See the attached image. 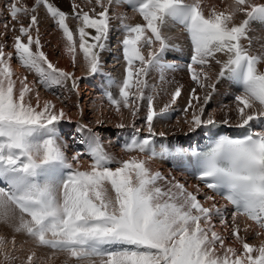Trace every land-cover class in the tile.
I'll list each match as a JSON object with an SVG mask.
<instances>
[{
  "label": "snow or ice",
  "instance_id": "obj_1",
  "mask_svg": "<svg viewBox=\"0 0 264 264\" xmlns=\"http://www.w3.org/2000/svg\"><path fill=\"white\" fill-rule=\"evenodd\" d=\"M122 2L83 0L81 4L74 0L69 14L51 0H34L31 7L22 0H8L6 10L15 24L9 29L6 20L4 27L18 34L12 44L15 57L0 45V222L27 235L37 246L68 253L80 264H264V244L250 243L234 223L236 216L247 217L259 229L256 235L264 236V130H256L253 124L264 122V70L260 68L264 55L249 50L250 25L264 22V2L231 0L223 10L212 8L206 15L200 0H138L135 10L144 23L123 29L126 75L119 85V98L107 94L117 112L126 108L133 118L138 115L149 70L163 66L165 54L174 48L162 31L169 19L184 26L192 46L187 71L196 87L185 108V112L192 111L188 122L192 131L217 124L204 116L203 104L210 101V93H205L202 102L197 88L215 90L221 80L240 85L234 100L241 131L234 136L219 135L204 151L190 153L199 164L198 179L214 193L204 198L212 201L211 206L199 198V186L194 191L179 182L162 187L167 178L152 171L147 160L133 155L117 162L90 129L88 139L80 142L89 146L92 163L87 170L74 168L57 135L64 110L51 101L41 104L38 91L33 104L28 77L19 82L14 79L15 58L45 88L70 84L76 90L75 75L57 67L43 51L39 10L45 9L62 31L73 64L77 52H82L87 70L97 74L102 69L99 51L111 31L110 9ZM238 17L243 19L237 22ZM242 41H249V46ZM213 64L219 66L215 81ZM181 95L177 89L171 103ZM147 109L143 123L150 136L133 138L124 145L125 152L146 153L149 159L184 154L182 149L173 152L166 144L156 145L153 121L158 113L151 98ZM131 127L140 130L135 122ZM79 159L72 158L77 164ZM216 195L233 206L231 226L226 210L222 212L215 203ZM13 206L19 210L18 218ZM214 217L221 218L224 229L231 227L227 241L216 230ZM233 240L239 248L229 246ZM11 244L14 250L15 239ZM0 254L5 262L16 259L3 237ZM35 257L32 252L25 264H34Z\"/></svg>",
  "mask_w": 264,
  "mask_h": 264
},
{
  "label": "rangeland",
  "instance_id": "obj_2",
  "mask_svg": "<svg viewBox=\"0 0 264 264\" xmlns=\"http://www.w3.org/2000/svg\"><path fill=\"white\" fill-rule=\"evenodd\" d=\"M66 1H68V0H66ZM78 1L79 2L81 1V3H82V0H78ZM86 8H85V10H86ZM110 17H111L110 34H112L115 29H119L120 32L122 33L123 30L118 26L120 19H117L116 17H113L112 15H110ZM6 20L10 22L9 23V29H10L11 26L13 24H15V22L10 21V16H9L8 11H6V9L3 6H1L0 7V45L4 46L5 51H13V53H14V50L12 49V44L14 43V36L17 35L18 32L13 33L9 29H5L3 22ZM23 20H24L25 24L28 23L27 18H23ZM16 26L18 27V25H16ZM49 29H58V27L55 25L54 21H51ZM49 34H52V31L51 30H45L44 31L40 25V39H41V42L43 44V51H45V53H46V55H48L49 59L57 67H59V60H63V57H62L63 54H62L61 50H58L55 47L54 42H53V38H52V40L48 39ZM123 39H124V35H123ZM116 41H117L116 44H118V45L114 46L112 44L110 47L105 46V48L103 50L99 51L102 69L99 73L94 74L92 78L100 76L101 78L97 79V81L99 80L98 82L101 84L105 83L106 86L110 87L113 91H115L116 95H117V99H118L119 98V85L125 79L124 76L126 74V67L123 65L124 66V67L122 66L123 70L118 71L119 73L117 74L116 77L117 78L119 77V79H117V81H114L113 79H109V80L106 79L103 81L104 77L107 76V74H106L107 69H105V68L109 62L106 60L108 50L111 49V47H113V46L114 47L117 46V49H119V47L122 44V42L119 43V39H117ZM113 52H115V50ZM50 53L51 54L53 53V54L51 55ZM119 56L117 58L118 60L121 59V58H119ZM14 57H15V53H14ZM111 58H110V60H112ZM13 61H15V62L13 63ZM13 61H12V66L13 65L15 66V64H17L16 65L17 68L20 67L19 69H21L26 74L25 76L28 77V82L33 88V92H32V103L33 104H35V102H36L35 101V93L38 91L40 94V101L41 102H43L42 99L47 100V101L52 99L54 101V104L56 105L57 109H63L66 112V115H67V113L69 114L65 117H69V116L71 117L69 120L71 122H65L66 120L64 118L62 121H60L58 123L57 134L60 133V131L62 130L59 127H61L63 125H66V126L67 125H77V126L83 125V123L81 124V122H79V121H76V122L72 121L74 116H75V113H76L75 111L78 110L77 105L79 104V102H81V99H79V96H80L79 94L81 91H76L77 89L71 90L70 84H69L68 87H63V90H62L63 94H61L60 97L49 95L46 92H43V90L39 87V85H38L39 78L35 75L34 72L24 68V66L22 64H20L19 61L16 60L15 58L13 59ZM123 63H125V62H123ZM12 68H14V67H12ZM161 68L164 70L163 72L160 71V70H162ZM174 72H176V71L169 70L164 65L163 66H156V67H153L149 70V74L147 76L148 86L145 89V101L143 102V104L140 108V111L135 118H133L132 113L129 109L122 108L120 112H117L115 110V107L111 103H109L110 108H108L106 105L107 103H104V102L102 103L100 101V100H102V97L98 96V97H95L94 99L91 100L90 104H92V106L90 108H92V109H90V111H88V110L86 111L88 116H90L89 118H90L91 123L87 124V125L84 124L83 126H87L91 130L92 133H97V135L100 138L102 137L103 132H106V130H108V129L113 130L112 133H117L118 131L120 133H123V134L125 133L127 135H131L133 133H139V134L143 135L144 138H148L150 136V134L147 132V126H146V124L143 123V121L145 120V117H146L147 111H148V109H147L148 98H151L154 102L155 109L158 113L157 117L153 121V127L155 129V132L157 133V135L153 139L160 137L161 136V135H159L160 133L168 134L169 129H170V131L172 130V132H173L174 129L172 127L175 126L176 123H178L179 121H182L183 119H184L183 121H187V120L189 121L192 118L191 109H189L187 112H185V108L188 105V100L190 98L191 90L194 87H196L194 82L190 79L189 72H186L183 76L185 77V80L189 84H191V88H187L185 86L184 91H182L181 97L179 99H177L174 104L171 103L172 96L178 88L176 89L172 84L169 83V80H170L169 78H173L174 76H176L177 73H182V72H176V74H174ZM183 73H184V71H183ZM14 74H16V72H14ZM73 74L75 75V78H76L78 75L77 70H75L73 72ZM109 74H112V73H109ZM158 77H160V78H158ZM92 80H94V79H89L88 81H92ZM17 81L19 82L20 80H17ZM95 82H96V80H94V83ZM76 83H77V88L82 89V88H84V87H82V85H84L85 79H77L76 78ZM218 84L219 83H217L216 88H217ZM17 86L19 88V83L17 84ZM88 87L91 88V86H89V85H88ZM198 89L199 88H197V90ZM211 90L212 89H208L206 91L207 93H210L211 99L207 104H203L204 112L213 109L212 108L213 106L220 107L222 105H224V106L227 105V106L231 107L230 108L231 110L234 108L233 106H236V103L234 100L235 95L233 97H230L231 99L230 98L229 99H220V97H217V95H219L218 91L214 90L212 92ZM77 92H79V93H77ZM206 92H204V94ZM154 93L155 94L157 93L156 95L159 97L160 100L159 99L157 100L158 97L156 98V95ZM159 93H162V94H159ZM182 97H183V99H181ZM78 99H79V102H78ZM180 100H183V101H180ZM179 101H180V103L182 102V104H181L182 106L180 105ZM216 103H217V105H215ZM94 107H95V109H93ZM166 107L168 108L167 112L164 111V109ZM96 109L98 111H95ZM99 110L101 111V114H100ZM72 111H74V113ZM222 117H224V114L222 115ZM109 119H110V122H112L115 126H117L118 124H121V123H123L127 126L124 129L117 128L120 130H116L113 127L112 128L110 127L112 125L109 124L110 123ZM133 122H135L136 125L139 126L140 130L138 132L135 131L132 127H130L133 124ZM171 124H173V125H171ZM185 126H187V125H183V127L181 129H183ZM87 132L89 133L88 130H87ZM169 133H171V132H169ZM192 136L193 135H191L190 137H192ZM109 138H110V140L114 141L112 139V137H109ZM104 139L105 138L101 139L102 142L105 141ZM107 141H108V139H107ZM114 145L116 146V148H118V149L120 148L116 144L115 141L112 142V144H110L109 146H106V144L103 143L104 150L106 152H108L109 155L113 156L115 154L113 157H116V155L120 151L123 153V156L121 155V157H122L121 160H125V159H127L133 155L138 157V158L140 157L139 153H127V152H125L124 149L118 150V149L114 148ZM110 146H111V148H109ZM64 149L66 150V147ZM67 153H68V151H67ZM112 153H114V154H112ZM68 154H72V152L71 153L69 152ZM145 155H148V154H145ZM145 158H146V156L142 157V159H145ZM82 159H84V158H82ZM117 162H119V161H117ZM112 166L116 167L117 164H113ZM187 180H189V179H187ZM161 186L164 188L168 187V185L165 182H161ZM227 218H228V223L231 226L233 224V220H232L231 216H229V215L227 216ZM213 223H215L217 226L216 230L221 232L226 237V241L228 239H230L229 233L231 231V227H229L228 230H225L223 228V226L220 225V221L216 220V217L213 218ZM234 223L236 225H239L240 230H241V235L244 236L250 243H253L257 247L262 244L261 236L256 235V233H257L256 231H253L250 229V230H247V232H245L244 230H245L246 226H244L245 225L244 223H241L239 221H237V222L234 221ZM0 237H3L5 239V241L8 242V251L13 256L16 257V259L13 261L5 262L3 255L0 254V264H25L27 256L30 255L32 252L36 253V257L34 259V264H80V262L71 258L69 256V254L66 252H56L53 249H50L47 247L37 246L36 242L33 239H31L30 237H28L27 235H25L23 233H21V234L15 233L11 227H9L7 224H5L3 222H0ZM13 239H15V249L14 250H13V246L11 244V241ZM229 246L236 247V248L240 247V245L238 243H236L234 240Z\"/></svg>",
  "mask_w": 264,
  "mask_h": 264
},
{
  "label": "bare ground",
  "instance_id": "obj_3",
  "mask_svg": "<svg viewBox=\"0 0 264 264\" xmlns=\"http://www.w3.org/2000/svg\"><path fill=\"white\" fill-rule=\"evenodd\" d=\"M22 2L27 4L29 7L34 6V0H22ZM51 2L55 3L64 12L69 13V14L72 13L71 5L74 2V0H68V1H66V0H51ZM75 2H79V1L75 0ZM188 2H191V0H188ZM200 2H201L202 7L205 10V14L207 15L211 11L212 8H216L217 10H223L231 2V0H200ZM256 2L257 3H261V2H264V0H256ZM80 3H81V1H80ZM82 3H83V0H82ZM1 6H3V4L0 3V7ZM86 10H87V8H86ZM110 15H112L113 17H116L117 19H120L118 26L121 29L125 25L135 26L136 24H143L144 23L142 17L138 13H132V12L128 11L126 9V7L122 3H120L118 5H113V7L110 9ZM38 16H39V19H40V25H41L42 29L44 31L45 30H51L52 31V34H49L48 39L52 40V38H53V42H54L55 47L58 50H61V52L63 54V56H62L63 60H59V68H62L65 71H68L70 73H73L75 70H77L78 75H77L76 78L77 79H85V83H84V85H82V87H84V88H82V89L81 88H77V90H76V91H81L80 94H79L80 95L79 99H81V102H79V99H78V102H79V104L77 105L78 110L75 111L76 113H75L74 118L72 117L73 118L72 121H75V122L79 121V122H81V124L83 123V125L84 124L85 125L90 124L91 123L90 122V118H89L90 116H88L86 111L87 110L90 111V109H92V108H90L92 106V104H90L91 100L94 99L95 97L101 96L102 100H100V101L102 103L103 102L107 103L106 100L103 98L102 94H99L97 89L94 87V86L97 85V83L99 81V80L97 81V79H100L101 77L97 76V77L92 78L94 74H91L87 70L85 62L83 60V53L82 52H79V51L77 52V54H76V62H75V64H73L72 57L65 50L66 41H65V39L63 37L62 31L59 30V29H49L51 21H53V20L47 15V12H46L45 9L41 8L39 10V12H38ZM240 19H243V17H238L237 18V22H239ZM90 31H92V30H90ZM162 31H163V33L165 34L166 37L170 38L169 39V43L171 45H174V48L170 49L165 54V59L163 61V64L165 62H167V63H175L176 64L177 62L173 59L174 57H177L178 55H182V54H185V53L189 54V53L192 52V46L189 43V41L187 39V36L184 33H182L176 26H174L169 20L167 21V23H166L165 27L162 29ZM123 35L125 37L124 30L121 33L119 29H115L112 34H109V38L107 40L108 42L106 43V46L110 47L113 43L116 44V42H117L116 40L117 39H119V42H121L123 40ZM249 37L251 38L250 46H249V41H242V43H244L246 46H249V50H250V52L253 55H264V27L261 25L260 22L253 21L251 23L250 31H249ZM121 46H122V44H121ZM155 47L158 48L159 47L158 44ZM114 50H115V52H113ZM148 51H149V49L145 48L144 49V54L147 55ZM119 55L120 54H119V50L117 49V46L116 47L113 46V47H111V49L108 50V53H107V56H106V60L109 61L108 65L105 68V69H107L106 74L108 75L107 77H110L114 81H117V79H119V77L118 78L116 77L117 74L119 73L118 71L123 70L122 68L124 66L127 67V64L123 63L121 61V59H119V60L117 59ZM110 58L112 60H110ZM221 58H225V57H221ZM14 62L15 61H13V63ZM16 65L17 64H15V66L14 65L12 66V67H14L13 71L16 72V74L14 75V78L17 79V80H20L22 77H25L26 74L21 69H19L20 68L19 66H18L19 68H17ZM260 68H261V70H264V65H261ZM160 71L163 72L164 70L162 69ZM173 71L182 72V73H177L176 74V72H174V74H176V76H174L173 78H169L170 79L169 80L170 84H172L176 89L177 88L181 89V91H184V87L185 86L187 88H191V84H189L185 80V77L183 76L186 72H188L187 71V67L174 69ZM183 71H184V73H183ZM218 71H219V66L213 64V67H212L213 81H215V79H216L215 74ZM109 73H112V74H109ZM189 75H190V73H189ZM158 78H160V77H158ZM89 79H94V80H96V82L93 85H89L87 83V81ZM190 79H191V77H190ZM103 81H104V79H103ZM218 83L219 84H218L217 88L215 89V91H218L219 95H217V97H220V99H229L230 97H233L234 95L236 96L238 94L239 89L236 90L235 87H233L230 84L229 81L221 80ZM87 84L89 86H91V88H89ZM103 85H105V83ZM17 88H18V86H17ZM106 89H109V88H106ZM207 90L208 89H198L197 90V94L201 97V101H203V97L205 96L204 92H206ZM211 91L213 92L214 90H211ZM77 93H79V92H77ZM159 94H162V93H159ZM112 96L117 98L116 92ZM157 97L158 96L156 95V98ZM158 99H159V97L157 98V100ZM181 99H183V97ZM42 101L43 102L40 101L41 104L44 103L47 100H43L42 99ZM48 101H51V102L54 103V101L52 99H50ZM180 101H183V100H180ZM180 101H179V103H180ZM181 104H182V102L180 103V105ZM106 105H107L108 108H110L109 107L110 106L109 103H107ZM215 105H217V103ZM233 107L234 108L231 110L230 109L231 107H229L227 105L226 106L222 105L220 107L213 106L212 107L213 109L204 112L205 119L212 118V119L216 120L217 124H220L219 126L221 128H223V130L226 131L227 133H230V131L238 132L240 130L237 128L238 117H237V112H236V106H233ZM93 109H95V107ZM115 110H116V108H115ZM95 111H98V110L96 109ZM72 112L74 113V111H72ZM99 112L101 114L100 110H99ZM223 114H224V117H222ZM67 115H69V114L67 113ZM67 115H66V112H65V116H67ZM70 118H71L70 116L69 117H65V120H66L65 122H71V121H69ZM191 119L189 121L186 119L187 122L183 121L184 119L182 121H179L178 123L175 124V126L172 127L174 129L173 132H172V130L170 131V129H169L168 134H164L163 133L164 134L163 136H160V137L154 139L156 145L158 146V142L159 141H161L162 144L165 143V142H168V141H170L171 143H173L175 141H178V142L191 141L192 139H194L195 136L203 137L205 132H206V129L212 127L210 125H206V126L200 128V129H197L196 131H192L190 129L189 123H188V122L191 121ZM225 120H228L229 123L225 124L224 123ZM109 122H110V119H109ZM259 122H261V121H254L253 124H255L257 126ZM109 124L112 125V126H110L111 128L113 127L116 130H120V129H117L118 127L115 126L112 122H110ZM83 125H79V126H77V125H67V126L63 125V126H61L59 128L67 129L68 130L67 134H73L74 132H77L78 135H85L87 137V139H88L90 133H88L87 130H89V128L86 126V128L81 130L80 126H83ZM171 125H173V124H171ZM183 125H187V126H185L183 129H181L183 127ZM256 130H261V129H256ZM112 132H113V130L108 129V130H106V132H103V135L101 134L102 137L100 139L105 138L104 140L106 141V142L103 141L102 144L104 143V144H106V146H109L110 144H112V142L115 141L116 144L118 145L119 143H122V141H119L120 137H123V136L127 135L125 133L124 134L120 133L119 131L117 133H112ZM169 132H171V133H169ZM191 135H193V136L190 137ZM109 137H112V139L114 141L110 140ZM107 139H108V141H107ZM60 142H61V144L63 145L64 148L66 147V150L65 149L64 150L66 152V155L69 158V162L73 163V167L74 168L79 167L81 170H87L89 168V166L91 165V162L88 161L87 159L80 158V156L77 154V152H75L73 154H68L67 153V148H68V146L70 144L69 141H64L61 138ZM109 148H111V146ZM114 148H116L115 145H114ZM116 149H118V148H116ZM118 150H120V149H118ZM112 154H114V153H112ZM145 154L146 153H139L141 158L140 157L139 158L137 157V158L138 159H142V157L146 156V158L142 159V160H147L148 161L149 166L152 169V171H154V172L158 171V172L162 173L163 176L167 178V181H168L166 183L167 185H169V183H171V182L183 183L187 187L188 191H194L196 189V187L199 186V188H200L199 198L202 201H204V198L206 196H211L212 195L210 192H208L202 186H200L197 182L191 181V178L186 177L182 172H179L177 170L176 171L172 170L171 167L169 166V163L166 162V158H163V159H149V156L145 155ZM121 155L123 156V153L120 151L115 157L117 159L116 161H120L122 159ZM77 156L80 158L78 164H77L76 161L72 160L73 157H77ZM187 179H189V180H187ZM204 203H205V206L207 207V206H211L212 201H204ZM215 203L217 204V206H219L221 208L222 212L226 210V215L227 216L229 215L232 218V212L230 211V205L229 204H227L224 200H222L220 198H216V197H215ZM13 212H14V214H15V216L17 218L20 216L19 210L15 209L14 206H13ZM220 219H221L220 217H216V220L220 221ZM237 221H239L241 223H244L245 224L244 226H246V228L248 230L251 229V230L256 231V232L259 231V229L257 228V226L255 224H253L252 222L246 221L245 218L242 217V216H236L235 217V222H237ZM220 225H221V223H220ZM228 229H225V230H228ZM261 240H262V244H264V236H261Z\"/></svg>",
  "mask_w": 264,
  "mask_h": 264
}]
</instances>
